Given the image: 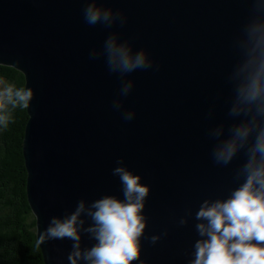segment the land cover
<instances>
[{
  "label": "water",
  "instance_id": "1",
  "mask_svg": "<svg viewBox=\"0 0 264 264\" xmlns=\"http://www.w3.org/2000/svg\"><path fill=\"white\" fill-rule=\"evenodd\" d=\"M87 2L0 0V64L18 69L25 90H32L22 152L37 240L52 217L70 214L80 200L123 199L113 174L122 161L149 187L140 256L132 264H189L200 238L195 213L201 203L227 198L243 179L237 172L247 160L245 148L227 165L217 164L213 151L244 118L230 115L232 74L244 59L239 42L255 5L96 0L124 18L108 27L86 23ZM112 34L133 53L144 49L151 67L112 72L104 47ZM129 79L133 87L123 96L122 82ZM220 125L217 138L213 130ZM81 218L85 227L92 223ZM95 243L81 229V248ZM72 245L68 238L39 244L44 263L70 264Z\"/></svg>",
  "mask_w": 264,
  "mask_h": 264
},
{
  "label": "clouds",
  "instance_id": "2",
  "mask_svg": "<svg viewBox=\"0 0 264 264\" xmlns=\"http://www.w3.org/2000/svg\"><path fill=\"white\" fill-rule=\"evenodd\" d=\"M253 3L256 15L239 42L244 59L232 74L236 90L230 115L244 118L231 127L229 137L217 143L213 151L215 162L227 165L245 148L247 160L237 172V177L243 179L227 198L205 199L201 203L195 213L200 238L193 245L189 264H264V0ZM84 19L89 25L102 23L108 27L117 20L124 22L120 12L98 7L96 0H88ZM104 47L110 70L121 76L151 67L144 49L133 53L127 41L118 42L116 34L109 35ZM132 87V80L123 81L121 95L126 96ZM31 99V89L6 85L0 91V126L7 127L9 123L8 105L27 107ZM120 105L117 99L114 107L118 109ZM133 114L128 111L125 119L130 120ZM223 131L220 125L213 135L219 138ZM118 163L113 174L120 178L123 199L105 195L90 205L80 200L70 214L52 217L37 243L71 239L70 264H80L81 260L85 264H132L138 260L146 228L143 209L149 187L122 161ZM82 214L92 221L87 227ZM180 223H187V217ZM81 229L96 241L91 247L81 248ZM151 239L155 242L158 237Z\"/></svg>",
  "mask_w": 264,
  "mask_h": 264
},
{
  "label": "trees",
  "instance_id": "3",
  "mask_svg": "<svg viewBox=\"0 0 264 264\" xmlns=\"http://www.w3.org/2000/svg\"><path fill=\"white\" fill-rule=\"evenodd\" d=\"M0 91L25 88L24 75L0 64ZM7 127L0 126V264H45L36 236V218L27 199L22 152L26 107L8 105Z\"/></svg>",
  "mask_w": 264,
  "mask_h": 264
},
{
  "label": "bare ground",
  "instance_id": "4",
  "mask_svg": "<svg viewBox=\"0 0 264 264\" xmlns=\"http://www.w3.org/2000/svg\"><path fill=\"white\" fill-rule=\"evenodd\" d=\"M24 90H25V88H24ZM22 145H23V143H22Z\"/></svg>",
  "mask_w": 264,
  "mask_h": 264
},
{
  "label": "rangeland",
  "instance_id": "5",
  "mask_svg": "<svg viewBox=\"0 0 264 264\" xmlns=\"http://www.w3.org/2000/svg\"><path fill=\"white\" fill-rule=\"evenodd\" d=\"M2 91V90H1ZM37 236V235H36ZM39 245V244H38Z\"/></svg>",
  "mask_w": 264,
  "mask_h": 264
}]
</instances>
